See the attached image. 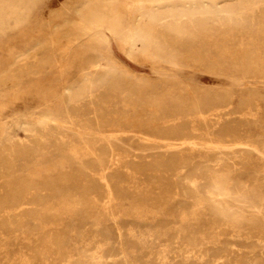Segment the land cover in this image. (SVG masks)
<instances>
[{
    "label": "rangeland",
    "instance_id": "rangeland-1",
    "mask_svg": "<svg viewBox=\"0 0 264 264\" xmlns=\"http://www.w3.org/2000/svg\"><path fill=\"white\" fill-rule=\"evenodd\" d=\"M0 120V264H264V0H0Z\"/></svg>",
    "mask_w": 264,
    "mask_h": 264
},
{
    "label": "bare ground",
    "instance_id": "bare-ground-1",
    "mask_svg": "<svg viewBox=\"0 0 264 264\" xmlns=\"http://www.w3.org/2000/svg\"><path fill=\"white\" fill-rule=\"evenodd\" d=\"M69 2V1H68ZM130 3V1H128V6H127V9L130 11L131 10V5L129 4ZM64 7V6H63ZM58 9V8H57ZM139 16H140V14L139 13H137L136 15H135V19L137 20L138 18H139ZM131 23V22H130ZM130 26V25H129ZM112 27H113V25H112ZM92 30V29H91ZM131 30H132V28H131ZM96 34V33H95ZM100 38V37H99ZM114 39V38H113ZM118 39V38H117ZM105 42H106V49H107V51H108V53H110V55H111V52H110V48H109V42H108V39H105ZM120 49V48H119ZM181 52H183V51H181ZM67 54V53H66ZM85 55V54H84ZM83 56V55H82ZM141 56V55H140ZM181 56V55H180ZM182 58V57H181ZM224 59V58H223ZM34 68V67H33ZM245 72H246V70H245ZM252 72V71H251ZM34 73V72H33ZM81 73V72H80ZM252 73H254V72H252ZM79 75V74H78ZM87 74H83L82 75V77L83 76H86ZM152 80V79H151ZM70 82V81H69ZM65 91H69L70 90V87L69 86H65L64 88H63ZM169 100H173L174 99V96H175V94H173V93H169ZM192 98V97H191ZM65 99V98H64ZM160 100H161V102L163 103V95H161V97H160ZM127 103V102H126ZM125 107H127V105L125 106ZM67 112V111H66ZM200 114V113H199ZM243 115V114H242ZM34 115L33 114H29L28 116H27V118H29V117H33ZM43 115H42V113L41 112H39V114L37 115V117H42ZM246 116V115H245ZM18 117V116H17ZM23 117H26V116H23ZM251 117V116H250ZM15 118V117H14ZM1 121V120H0ZM71 121V120H70ZM53 122V121H52ZM59 123V122H58ZM5 124V123H4ZM63 128V127H62ZM76 130V129H75ZM79 130V129H78ZM101 134V133H100ZM136 134V133H135ZM103 135V134H102ZM142 135V134H141ZM146 137V136H145ZM251 138V137H250ZM254 138H256L255 136H254ZM257 138H259V137H257ZM260 139V138H259ZM221 142V141H220ZM223 142V141H222ZM189 143V142H188ZM187 143V144H188ZM194 143V142H193ZM216 143H218V142H216ZM225 143V142H224ZM227 143V142H226ZM178 144H181V143H177V142H175V143H171L170 145H172V146H177ZM186 144V143H185ZM184 145V144H183ZM188 145H190V144H188ZM213 145V144H212ZM185 146V145H184ZM215 146V145H214ZM247 146V145H246ZM180 147V146H179ZM222 148H225V146H223L222 145ZM184 149V148H183ZM253 149V148H252ZM255 150V149H254ZM258 153V152H257ZM115 156V155H114ZM211 156V155H210ZM212 157V156H211ZM98 158V157H97ZM112 158V157H111ZM216 158V157H215ZM110 159V158H109ZM115 161V160H114ZM221 163V162H220ZM114 165V164H113ZM55 167V166H54ZM196 167V166H195ZM102 168V167H101ZM110 168V167H109ZM158 168H160V167H158ZM54 169V168H53ZM108 169V168H107ZM106 169V170H107ZM54 170H56V169H54ZM103 170V169H102ZM213 171V170H212ZM103 173V172H102ZM104 173H105V171H104ZM40 175V174H39ZM105 176V175H104ZM226 176H227V174H224V173H221V172H218V173H216V179H217V181H218V183L220 184V185H223L224 183H225V179H226ZM53 177V176H52ZM253 178H254V176H253ZM262 180H263V178H262ZM104 181H105V184H106V186L109 188V189H107V191L108 190H110L111 188V186H110V183H109V181L108 180H106V178H104ZM241 181V180H240ZM254 181V180H253ZM256 181V180H255ZM264 181V180H263ZM242 183V182H241ZM254 183V182H253ZM257 183V182H256ZM240 185V184H239ZM243 188V187H242ZM237 191V190H236ZM238 192V191H237ZM239 193V192H238ZM110 194V193H109ZM110 196V195H109ZM109 196H107V197H109ZM219 198V197H218ZM95 199V198H94ZM107 199V198H106ZM231 199V198H230ZM245 200V199H244ZM242 201V200H241ZM110 202V201H109ZM243 202V201H242ZM247 208V207H246ZM248 209V208H247ZM250 211H252V210H250ZM254 211V210H253ZM241 216V215H240ZM244 216V215H243ZM245 217V216H244ZM255 218V215H254V217H253V219ZM257 218V217H256ZM255 218V219H256ZM260 220V219H259ZM247 221V220H246ZM262 221V220H261ZM260 221V222H261ZM115 222V221H114Z\"/></svg>",
    "mask_w": 264,
    "mask_h": 264
}]
</instances>
